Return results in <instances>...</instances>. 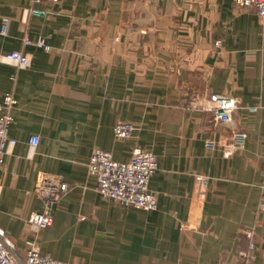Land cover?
Instances as JSON below:
<instances>
[{
	"label": "crops",
	"instance_id": "1",
	"mask_svg": "<svg viewBox=\"0 0 264 264\" xmlns=\"http://www.w3.org/2000/svg\"><path fill=\"white\" fill-rule=\"evenodd\" d=\"M14 52L31 67L2 62ZM7 93L17 145L0 170V229L22 256L35 240L67 264H264V19L253 10L233 0H0ZM213 94L238 99L244 150L200 110ZM119 122L136 126L132 138L115 137ZM137 148L159 159L154 212L102 199L88 176L95 150L127 162ZM42 176L67 184L59 201L36 193ZM35 214L53 225L36 231Z\"/></svg>",
	"mask_w": 264,
	"mask_h": 264
},
{
	"label": "built area",
	"instance_id": "2",
	"mask_svg": "<svg viewBox=\"0 0 264 264\" xmlns=\"http://www.w3.org/2000/svg\"><path fill=\"white\" fill-rule=\"evenodd\" d=\"M39 1V0H36ZM57 2L58 0H52ZM236 7L243 10H253L260 18L264 19V0H233ZM31 15L44 16V12L31 9ZM1 33L6 35L7 24L2 26ZM38 47L50 51L43 40L35 44ZM220 45V42L217 43ZM2 62L16 65L18 69L25 70L31 67V60L21 52H14L2 57ZM17 100L12 93L5 94L0 98V170L2 169L5 156L10 148L17 145V141L10 136V127L13 122V109ZM200 110L210 113L213 120L220 126L231 130L233 146L242 151L245 149L249 134L236 125L235 116L241 108L238 99L226 95H210L201 102ZM258 108H251L252 113ZM137 128L130 122H119L114 128L117 139L127 140L133 137ZM29 144L36 148L39 137L32 136ZM209 150L214 148L212 141L206 142ZM159 170L158 157L149 150L137 148L131 159L127 162L116 161L109 151L95 150L88 163V176L97 184L96 191L106 201H114L124 207L133 208L145 212H154L158 209V199L150 190V181L156 171ZM204 181L199 178V183ZM1 189V182H0ZM68 186L63 179H48L40 177L36 187V193L48 201H59L67 192ZM259 212L264 213V203L259 206ZM28 223L36 230L50 228L54 220L47 214H35L30 217ZM254 231H248L247 237L251 241ZM250 248L254 249L253 242ZM247 258L246 253H241ZM0 264H67L57 261L41 253L39 245L35 240L26 242V254L22 256L16 249L7 233L0 229ZM246 264V263H245Z\"/></svg>",
	"mask_w": 264,
	"mask_h": 264
}]
</instances>
